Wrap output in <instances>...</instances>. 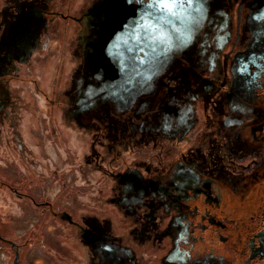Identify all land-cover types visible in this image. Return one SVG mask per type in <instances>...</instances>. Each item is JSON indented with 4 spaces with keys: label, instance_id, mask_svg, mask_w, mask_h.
<instances>
[{
    "label": "rangeland",
    "instance_id": "374dc122",
    "mask_svg": "<svg viewBox=\"0 0 264 264\" xmlns=\"http://www.w3.org/2000/svg\"><path fill=\"white\" fill-rule=\"evenodd\" d=\"M146 2L0 0L1 90L54 102L1 124L0 264H221L178 252L180 194L264 190V0Z\"/></svg>",
    "mask_w": 264,
    "mask_h": 264
},
{
    "label": "flooded vegetation",
    "instance_id": "af4514ba",
    "mask_svg": "<svg viewBox=\"0 0 264 264\" xmlns=\"http://www.w3.org/2000/svg\"><path fill=\"white\" fill-rule=\"evenodd\" d=\"M250 89L256 107L264 111V80H253ZM256 122L255 135L264 141V116ZM213 192L212 182H193L180 194L184 207L180 216L184 247L178 246L180 255L189 260L204 253L221 264H264L263 188L257 201L239 209L228 191L219 190V195Z\"/></svg>",
    "mask_w": 264,
    "mask_h": 264
},
{
    "label": "crops",
    "instance_id": "0c3cea01",
    "mask_svg": "<svg viewBox=\"0 0 264 264\" xmlns=\"http://www.w3.org/2000/svg\"><path fill=\"white\" fill-rule=\"evenodd\" d=\"M14 74L13 71L8 73L9 78L6 81V85L3 86L2 90L0 87V141L6 137L1 124H24L27 122L25 120L26 117L31 118L39 113L37 112V107L41 109L42 103L47 104L48 109L54 106V102L50 98L49 100L43 98L38 86L29 88H25L22 85L16 86L14 76L10 77V75ZM21 92L22 95H18ZM40 99L42 102H40ZM0 164L5 165L2 160Z\"/></svg>",
    "mask_w": 264,
    "mask_h": 264
},
{
    "label": "snow or ice",
    "instance_id": "6c2138e0",
    "mask_svg": "<svg viewBox=\"0 0 264 264\" xmlns=\"http://www.w3.org/2000/svg\"><path fill=\"white\" fill-rule=\"evenodd\" d=\"M142 2V0H127V3L129 4H137L139 5ZM178 0H147V2L144 4V8L141 9V11L146 16H151V9H163V10H171V6H174ZM191 2V0H190ZM143 18V17H142ZM108 245V242L106 240H102L100 242V247L103 250Z\"/></svg>",
    "mask_w": 264,
    "mask_h": 264
}]
</instances>
